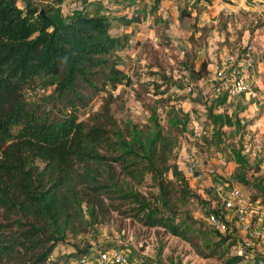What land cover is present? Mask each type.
I'll use <instances>...</instances> for the list:
<instances>
[{"label":"trees","instance_id":"1","mask_svg":"<svg viewBox=\"0 0 264 264\" xmlns=\"http://www.w3.org/2000/svg\"><path fill=\"white\" fill-rule=\"evenodd\" d=\"M61 1L0 0V264H68L95 255L105 249L87 244L76 246L65 260L53 258L69 235L88 233L113 213L164 229L203 258L224 264L252 261L246 256L251 247L243 243L246 254H238L237 238L205 219L210 214L224 218L219 204L231 187L212 209L202 208L203 219L189 209L196 197L176 157L182 139L193 138V131L191 116L181 106L167 104L166 125L158 107L149 105L147 123L121 127L110 95L99 112L80 120L88 94L131 84L118 54L130 37L111 33L112 17L101 6L90 10L85 5L83 11L70 12L67 21H58ZM120 20L141 22L127 13ZM207 68L204 63L197 78ZM42 77L53 79V96L63 109L55 111L27 96ZM225 125L224 115L211 107L195 140L225 149ZM237 157L241 167L244 160ZM236 178L248 184L243 169ZM256 187L253 200L264 204V187Z\"/></svg>","mask_w":264,"mask_h":264},{"label":"rangeland","instance_id":"2","mask_svg":"<svg viewBox=\"0 0 264 264\" xmlns=\"http://www.w3.org/2000/svg\"><path fill=\"white\" fill-rule=\"evenodd\" d=\"M73 1H81L90 10L101 6L112 17L111 33L130 37L118 54L120 67L130 76L131 84H121L116 89L109 86L88 94L78 111L80 120H88L99 112L110 95L112 113L121 127L127 122L147 123L149 105L158 107L161 123L166 125L167 104H175L190 114L191 130L193 121L202 124L213 107L214 113L223 114L226 121L222 135L225 149L206 147L203 140L182 139L181 149L187 148L194 154L198 170L197 175L188 176L196 197L190 201L189 209L196 218L203 219L206 214L202 208L212 209L226 187H231V191L240 189L249 223L264 230V204L261 199L253 200L258 193L256 186L264 187V0H62L57 6L58 21L69 19L72 14L68 7ZM126 13L128 18L138 15L141 22L125 25L120 19ZM250 44L255 49L250 55V72L240 74L241 78L245 76L238 84L239 92L233 95L231 86L239 81L233 79V71L242 58L248 57L241 54ZM227 57H232L230 63L226 62ZM204 63L209 72L199 79L197 75ZM222 67L225 70L220 74ZM52 81L40 78L27 96L58 111L63 108L53 96ZM195 142L204 147L202 151ZM179 154L180 151L176 162ZM237 154L244 160L241 167ZM178 164L186 174L184 164ZM240 168L248 184L236 178ZM219 206L229 222L224 234L234 235L242 246L248 238L237 222V203L226 207L221 200ZM263 240L259 235L253 240L252 261L241 264L259 263L264 255ZM87 244L97 249L121 250L126 264H224L215 258L201 257L189 243L164 229L146 228L117 213L88 233L69 235L56 248L53 258L65 260ZM79 258L68 264H80Z\"/></svg>","mask_w":264,"mask_h":264},{"label":"built area","instance_id":"3","mask_svg":"<svg viewBox=\"0 0 264 264\" xmlns=\"http://www.w3.org/2000/svg\"><path fill=\"white\" fill-rule=\"evenodd\" d=\"M69 12L75 13L78 11L85 10V5L81 3V1H73L71 5L68 7ZM253 45H248L245 47L244 52L241 55H247V58H242L237 65V68L233 71V79L238 81L232 84L231 86V93L237 94L239 92V83L242 81L240 74L246 73L249 74L250 67L252 65L253 59L250 55H253L254 51ZM232 61V57H227L226 62L230 63ZM225 67H222L220 70V74H223ZM193 131V139H198L201 137L202 134V124L198 123L197 121H193V125L191 127ZM182 162L186 168L187 176H194L198 174L197 165L194 159V154L187 150V148H183L179 154V162ZM225 206L232 207L236 202L238 205V209L236 212L237 222L239 227L242 231L247 233V241L245 242L249 247H251V251L254 248L255 243L253 240L259 235L262 236L264 239V230L257 229V227L252 223H249L248 211L244 207V199L242 197V193L240 189L233 190L227 197L224 198ZM258 202V201H257ZM207 222L210 226L214 229L219 230L220 232H226L229 229V225L227 223L228 220L218 216L217 214H210L206 218ZM264 228V227H263ZM264 241V240H263ZM264 243V242H263ZM251 251L247 257H250ZM237 252L240 255L246 254L245 248L243 246H239L237 248ZM127 258L124 253L119 249H105L98 251L95 255H87L80 258V264H126ZM258 264H264V255L260 256V260Z\"/></svg>","mask_w":264,"mask_h":264}]
</instances>
